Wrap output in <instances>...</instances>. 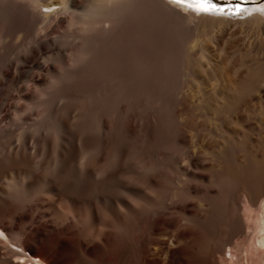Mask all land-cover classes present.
Returning <instances> with one entry per match:
<instances>
[{"label": "bare ground", "instance_id": "6f19581e", "mask_svg": "<svg viewBox=\"0 0 264 264\" xmlns=\"http://www.w3.org/2000/svg\"><path fill=\"white\" fill-rule=\"evenodd\" d=\"M0 264H264V5L0 0Z\"/></svg>", "mask_w": 264, "mask_h": 264}, {"label": "snow or ice", "instance_id": "6c2138e0", "mask_svg": "<svg viewBox=\"0 0 264 264\" xmlns=\"http://www.w3.org/2000/svg\"><path fill=\"white\" fill-rule=\"evenodd\" d=\"M177 3H187L189 7L196 5V10L203 13H223L225 11L232 13V9L236 8L237 12L242 11L239 4L227 3L225 6L221 7L214 0H176ZM220 3H224V0H220Z\"/></svg>", "mask_w": 264, "mask_h": 264}, {"label": "rangeland", "instance_id": "374dc122", "mask_svg": "<svg viewBox=\"0 0 264 264\" xmlns=\"http://www.w3.org/2000/svg\"><path fill=\"white\" fill-rule=\"evenodd\" d=\"M214 2L218 3L219 5H224V6L227 3L240 4L241 6H243L244 10L246 8H255V7H261L262 5H264V0H224V3L222 4L220 3V0H214Z\"/></svg>", "mask_w": 264, "mask_h": 264}]
</instances>
